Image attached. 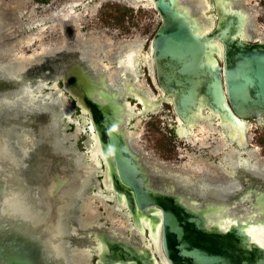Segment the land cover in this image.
Listing matches in <instances>:
<instances>
[{"label": "water", "instance_id": "obj_1", "mask_svg": "<svg viewBox=\"0 0 264 264\" xmlns=\"http://www.w3.org/2000/svg\"><path fill=\"white\" fill-rule=\"evenodd\" d=\"M235 1L209 0L215 20L204 32V24L211 22L182 0H152L160 18L148 47L151 73L160 93L154 100L138 93L132 86L136 77L126 69L122 75L128 81L121 82L122 90L110 87L105 72L95 76L81 61H68L52 80V86L61 80L62 91L80 111V122L86 118L89 122V126L84 123L83 144L87 149L90 135H95L101 154L100 182L107 195L103 181L109 182L114 198L111 204L123 202L122 210L143 243H151L142 246L97 230L91 235L101 244L100 252L87 248L81 251L88 257L93 254L94 264H159L155 244L168 264H264V246L247 233L250 228L264 226L263 178L240 172L237 178L241 187L227 198L201 199L190 188L178 189L168 177L157 176L163 180L157 186L126 137L128 93L141 100L140 116L169 100L183 130L208 120V114L217 116L235 147L246 146V121L262 118L264 125V40H251L250 15ZM121 61L118 58L113 63L123 67ZM17 87V81L0 79V92ZM50 114L36 110L31 121L24 120L21 125L39 134L50 122ZM46 131L47 136L36 137L35 149L23 159V166L22 158H12L5 145L6 133H0V264H70L64 248L63 253L56 252L52 236L62 240L57 230L60 212L69 211L67 206L76 204L79 198L71 201L66 197L64 184L82 172L73 162L72 153L59 151L53 144L52 131ZM78 184L74 182V187ZM35 191L39 199L33 196ZM17 199L28 200L30 207L41 213L27 217ZM245 204V211L234 212L233 208ZM70 216L66 224L75 218ZM141 219L150 228H143ZM63 238L65 241L69 237Z\"/></svg>", "mask_w": 264, "mask_h": 264}, {"label": "bare ground", "instance_id": "obj_2", "mask_svg": "<svg viewBox=\"0 0 264 264\" xmlns=\"http://www.w3.org/2000/svg\"><path fill=\"white\" fill-rule=\"evenodd\" d=\"M128 3H130L133 6H150L153 8L152 0H126ZM186 5L190 6V8L193 10L194 13H203L205 9L207 8L206 5L202 4L203 0H188L184 1L182 0ZM236 4L240 5V0L235 1ZM82 2L74 1L68 3L67 6L64 5L62 10L68 8L64 14H65V22L69 21V24H72V28L74 31L73 38L70 40V37L66 38V36L63 35V40L65 42V46L62 45L59 48L50 49L49 47H43V46H37V49L40 50L38 55L36 57L28 56L26 58H22L21 56L17 55H3L0 57V79L2 80H12L18 82V87L14 88L12 90H6L0 92V133L4 131L6 133V139H4L5 145L10 148V153L12 158L18 157L19 159L22 158V164L24 165L23 159L25 160L28 158L29 151H32L35 149L34 145L36 142V137H39V135L43 134L46 135V129H49L52 131L53 138L51 137L52 134L49 133L48 137H51L53 139V144L57 149H61L59 151L61 152H68L72 153V159L73 162L77 165L76 167L79 168L82 172V174H79L77 176H74V179L65 183L64 186H67V189L63 191V194L66 197H69L71 201L75 198H78V201L82 197L83 193L85 192V189L89 187L90 185L96 186V191L91 197L88 198V200H94L98 202L101 205H104L107 210H110L113 213L118 214L120 217H123L125 219V225L123 226L126 228L127 232L130 233L128 240L132 241L133 243H136L138 245L143 246L144 239L142 236H140L138 233V230L136 226L130 223L128 214L122 210V207L124 206V203L121 204H110L107 205L105 202H114L113 201V195L111 194L110 184L107 183L105 180L103 183H105V190L109 191V195L106 194V192L103 190V188L99 187L97 182L93 179L97 177V174L101 171L100 166V160H101V154L100 150L97 144V140L95 138V135H90V144L87 146V153L85 152H79L75 151V147L71 144L72 139L69 137L60 134L58 135V126L59 124V118H63L65 116V119H67V123L72 124L75 126L74 130L76 134H79L80 132L85 131L87 128L84 123H89L86 121V119L83 120V122H79L76 119H71L70 112L65 110L66 107H68L67 98L63 97L61 94V90L54 88V86H50L51 82L55 81L61 70L63 69V66L65 63H68V61H81L87 64V66L93 71L95 76H100L102 72H105L107 74V79L110 84V87L120 89L122 90L121 82L122 81H128L127 78H124L122 73L124 70H130V74L135 75L136 79L133 80L132 86L138 91V93H144L145 95H148V98L150 100L156 99L153 95L150 94L148 90H145L143 87V84L140 82L139 75L136 74L137 70L135 68L136 61V50L138 47L142 46L141 41H132L127 42V44H124L123 47L117 48L115 51L114 56H112L113 61L117 60L118 58H122V65L123 67H112V70H110L107 66L101 65V62H99V59H96L97 57L93 55L94 50H97L100 52L99 43H92L94 46L87 47V44L84 43V41H81L79 37V33H77V30L79 29V25L77 24L79 20L80 13H75L74 9L78 6H81ZM154 9V8H153ZM58 12V14L60 13ZM85 13V11H83ZM248 14L250 15L249 21L251 19V13L248 11ZM63 18V17H61ZM205 18V17H204ZM62 20V19H61ZM65 22L60 21L59 29L61 30L63 24ZM206 22V21H205ZM204 22V23H205ZM211 23L206 22L204 25V32L208 31L210 27H212L213 20L210 21ZM43 26V25H42ZM250 26V22H249ZM248 26V29H249ZM45 28H39V31L42 32ZM62 31V30H61ZM251 38V37H250ZM35 40H38V33L33 32L26 38V43H29L30 45L35 42ZM252 40V39H251ZM63 42V43H64ZM70 46H68V45ZM93 51V52H92ZM96 51V52H97ZM126 51L127 57L124 56V53ZM9 54V53H8ZM138 55V54H137ZM151 54L150 49L149 53L146 58H144L143 63L146 64L149 68V74L152 79L153 84L158 89L152 72V62H151ZM7 58V59H6ZM9 58V60H8ZM98 58H105V55L99 56ZM110 58V57H108ZM115 66V65H114ZM109 69V70H108ZM108 70V71H106ZM108 72V73H107ZM133 77V76H132ZM31 79V80H30ZM132 80V78H129V80ZM53 80V81H52ZM43 90L49 91L46 94H40ZM160 96H163L161 94ZM138 98V96L133 95L132 93L126 94V100H125V108L127 110V116H126V123L125 126L127 128L126 130V137L131 145L133 147V131L128 128V121L130 119L142 117L141 108L140 107H134L129 104L127 98ZM139 103L142 104L141 100H138ZM170 104V101L167 100L165 103L159 104V107L155 110H151L150 113L155 112L158 110L162 104ZM136 104V103H135ZM137 105V104H136ZM36 110H46L47 112H50V122L48 124L46 123L43 125V129L40 127V133L37 134L35 132H32L29 129H25L21 123H23L24 120L31 121L33 113H35ZM207 113V112H206ZM52 123V124H51ZM175 128L177 127V133L179 137L181 138H190L191 144L195 147L196 145H199V147H195L198 149H205L209 147V144H207L208 136L210 135H217L218 145L215 147H211V153L212 155H218L219 150H222L223 148H231V150L225 151V153L222 154L220 158V162L214 165L213 168L225 172L223 174L225 178H222L218 181H210L207 179H204V181H194L186 176L177 177L175 175L170 176H163L161 174L157 173H151L152 175V183L160 186L162 184L163 180H161L163 177L172 178L174 182L177 184L178 189H188L190 188L192 192L199 194L201 196V199H208L211 197H218V198H227L231 196L234 192H236L241 187V182L237 178L240 172H244L246 174L252 175V176H260L264 179V165L257 161L256 158L253 156V150H248L242 146L235 147V142L233 140L227 139L225 136V131H227L225 126H222L220 121L218 120L217 116L208 114V120H200L196 122V125L192 128H189L188 130L180 129L182 127V123L176 118L175 119ZM245 136L246 131H248L249 122L246 121L245 124ZM89 126V124H88ZM221 126V127H220ZM188 132V133H187ZM185 133H187L185 135ZM58 135V136H57ZM234 136H236V133H234ZM71 138H73V135H71ZM27 140L29 142V146L25 145L23 141ZM69 139V141H68ZM216 139V140H217ZM214 140V141H216ZM247 140V139H246ZM37 143V142H36ZM66 143L68 145H66ZM245 156V158H242ZM212 164V163H211ZM157 176H162V178H159ZM241 176V175H240ZM78 180L76 181V178ZM74 182L79 183L74 187ZM64 189V188H63ZM34 190V189H33ZM38 191V190H37ZM33 196L36 199H39L38 192H33ZM24 201V200H23ZM19 199H17V202L22 204V207L24 208V214L27 217L33 216L36 217L39 212V210H33L29 203L26 200L23 202ZM110 202V203H111ZM246 205H238L234 209V212L241 213L245 211ZM21 206V205H19ZM67 209H72L71 212H69L68 217L66 219L63 217L66 215L65 213L60 212V217L58 221V228L57 230L60 231V237L62 240L57 241V237L52 236V242H56V252L63 253V248L65 250V254L67 255L66 258L69 260L70 264H82L81 261H72L71 256H69V250L71 249V246L69 245V242L64 241L63 237L68 236L72 242L79 245L82 248H87L90 251L94 252H100L101 250V244L97 241L93 240L92 237H89L92 232H96L97 230H106L110 233H112L115 236H120L121 238H125L124 235L121 234V232L118 229H109L105 228L104 226H100L98 223H92L82 224L81 222H76L77 225L74 227V231L68 232V226L65 222V220H69L70 217H76L74 214V211L76 210L75 204L71 202ZM21 212V210H19ZM81 211L82 213L85 211L82 207ZM78 211V212H79ZM23 214V216H25ZM25 216V217H26ZM140 224L143 228H150L148 222L144 221L143 219L140 220ZM79 232L78 235L75 234V232ZM158 228H156V235H157ZM81 233V237L79 236ZM247 233L255 240L258 244L264 246V226L261 227H254L248 229ZM67 238V237H66ZM152 239V238H151ZM148 246H150L149 243H146ZM144 244V245H146ZM153 248L154 251L158 254L159 258V264H168L167 261L163 258V256L159 252L158 245H154ZM83 250V249H80ZM65 254H62L63 256Z\"/></svg>", "mask_w": 264, "mask_h": 264}, {"label": "rangeland", "instance_id": "obj_3", "mask_svg": "<svg viewBox=\"0 0 264 264\" xmlns=\"http://www.w3.org/2000/svg\"><path fill=\"white\" fill-rule=\"evenodd\" d=\"M74 1L77 0H0V57L4 54L9 56L10 54H18L22 58L32 55L36 57L40 52L37 46H45L50 49L65 46L59 29L60 21L51 16L55 15L65 4ZM78 1L82 4L74 9L75 13H80L77 22L79 25L77 33H79L80 40L87 44V47L89 44L94 46L93 42L99 43L98 49H100V52L97 50L92 52L97 57L96 59H99L101 65L112 70V67H116L112 62V56H114L116 49L123 47L127 42L141 41L142 46L136 50L134 60L136 61V74L139 75L140 82L145 90H148L154 97L159 95L160 93L148 73L149 68L143 63L144 58L149 53L148 47L152 36L160 23L156 11L150 6H133L126 0ZM240 3L244 4L247 11L251 13L249 32L252 41L264 40V0H240ZM202 4L207 6L204 16L208 21H214L215 16L210 9L209 0H203ZM45 27L46 29L42 32L39 31V28ZM33 32L38 33V40L30 45L26 43V38ZM103 55H105V58H98ZM69 102L67 110H71V117H75L76 113L72 103ZM128 102L130 105L138 107L132 99L128 98ZM175 119L172 107L168 104H162L155 112L128 121L127 126L133 131V150L138 153L142 162L152 173L163 176H186L199 182H203L204 179L212 182L225 178L223 175L225 172L213 168L217 164L216 160L213 159V162H210L209 156L206 155L203 149L195 148L199 145L194 147L190 138H181L175 135L173 130ZM247 122H249V127L246 131L245 148L252 149L256 160L264 165L263 121L261 118H255ZM57 125L60 126L63 135L72 139L77 149L82 150L81 134H76L74 127L72 128V125L66 126L62 120ZM71 135H73V138H71ZM217 137V135L208 136L207 144L210 148L218 145L213 142ZM23 143L27 146L30 145L25 139ZM228 150H231V148H228ZM242 158H245V156ZM93 193L92 188L87 189L75 204L76 217L74 220L67 222L68 232L74 231V227L77 225L76 222L79 221L82 224L98 223L100 226L109 229H118L122 235L127 236L128 232L122 224L125 225V219L107 210L104 205L93 199L88 200ZM105 204L109 205L107 202ZM82 207L85 210L83 213L79 211ZM78 233V231L75 232L76 235ZM79 236L81 237V233ZM66 242H69L71 246L69 256H71L72 261L93 264L94 258L90 254V257H88L87 252H81L80 249L84 248L72 242L70 238Z\"/></svg>", "mask_w": 264, "mask_h": 264}, {"label": "flooded vegetation", "instance_id": "obj_4", "mask_svg": "<svg viewBox=\"0 0 264 264\" xmlns=\"http://www.w3.org/2000/svg\"><path fill=\"white\" fill-rule=\"evenodd\" d=\"M68 5V3L65 5V6H67ZM236 6H239L241 9H243L245 12H247L248 13V11H247V9L244 7V4L242 5V4H240V5H238V4H236ZM63 7L64 6H62V8L61 9H63ZM61 9H59L57 12H56V14L55 15H53V16H51L52 18H54V17H56V20L57 21H61V22H65V21H63V20H65V14H64V12L68 9V8H66V9H64V10H62V12H60L61 11ZM58 12H60L59 14H58ZM61 17H63V18H61ZM51 19V18H50ZM62 19V20H61ZM46 22V21H45ZM34 27H36V26H34ZM73 29L74 28H72V24H69V21L68 22H65L64 24H63V26H62V28H61V35L63 36H66V38L67 37H70V35L72 36V38H73V34H74V31H73ZM124 56L125 57H127V55H126V51H125V53H124ZM123 58V57H122ZM114 59V58H113ZM112 62H113V60H112ZM114 64V63H113ZM31 80V79H30ZM52 84H53V82H51V84H50V86H52ZM54 88H57V89H60L61 90V94L63 95V97L65 98H67V103L69 102V100H70V102L72 103V106H73V108H74V111H75V113H76V115H75V117H71V119H76L77 121H81V119H80V111H79V109L76 107V105H75V102L66 94V93H64L63 91H62V84H61V80H58L56 83H54ZM47 92H49V91H46V90H43L42 91V93H40V94H46ZM159 95H157V97H158ZM128 99V98H127ZM130 99H132L133 101H134V104L136 103L137 104V106L138 107H140L141 109H142V104H140L136 99H134V98H130ZM69 102V103H70ZM168 105H170V104H168ZM68 109V107H66V109L65 110H67ZM67 111H71V110H67ZM150 113V112H149ZM71 115V114H70ZM262 119V118H261ZM61 120H62V122L63 123H65V125L67 126V125H72V124H69V123H67V119H65V116H63V118L61 119V118H59V121L61 122ZM250 120H252V119H250ZM249 121V120H248ZM263 121V120H262ZM58 126V125H57ZM60 126H58V130H59V132H60V134H62V132H61V129L59 128ZM75 128V126L74 125H72V128ZM174 129H175V125H174ZM173 129V130H174ZM85 131H86V129H85ZM174 133H175V131H174ZM80 134H81V136H82V141H81V146H82V150H80V149H77V147L75 146V144H73V141H71V144L73 145V147H75V151H79V152H85L86 151V148H85V146H84V144H83V141H84V139H85V137H84V135H83V132H80ZM176 135V134H175ZM214 143H216V144H218V142H220V141H218V139L216 140V141H213ZM66 145H68L67 143H66ZM209 149V150H208ZM228 150V148H223L222 150H219V154L218 155H212V153H211V148H210V146L209 147H207V148H205L204 149V151L206 152V155L207 156H209L208 157V159H210L211 161L210 162H213L212 160L214 159V160H216V163H219L220 162V158H221V156H222V154L223 153H225V151H227ZM102 169V168H101ZM70 180H73V177H70ZM93 180H95L96 182H97V184H98V186L99 187H101L102 188V184H101V176H100V174L98 173L97 174V177L95 178V179H93ZM90 188H92L93 189V191H94V193H95V191H96V186H92V185H90L89 187H87V189H90ZM87 189H86V191H87ZM85 191V192H86ZM93 193V194H94ZM108 204L110 205L111 203L110 202H108ZM89 237H92V235L90 234V236ZM125 238H128L129 237V232H128V235L127 236H124ZM90 256V255H89ZM91 256H92V258H94V260H93V264H94V261H95V257H94V255L93 254H91Z\"/></svg>", "mask_w": 264, "mask_h": 264}]
</instances>
